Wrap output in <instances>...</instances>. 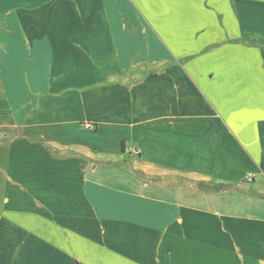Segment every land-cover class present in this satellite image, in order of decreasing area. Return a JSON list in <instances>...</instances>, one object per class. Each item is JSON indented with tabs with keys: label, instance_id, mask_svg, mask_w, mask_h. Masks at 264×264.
I'll use <instances>...</instances> for the list:
<instances>
[{
	"label": "crops",
	"instance_id": "1",
	"mask_svg": "<svg viewBox=\"0 0 264 264\" xmlns=\"http://www.w3.org/2000/svg\"><path fill=\"white\" fill-rule=\"evenodd\" d=\"M0 264H264V0H0Z\"/></svg>",
	"mask_w": 264,
	"mask_h": 264
},
{
	"label": "trees",
	"instance_id": "2",
	"mask_svg": "<svg viewBox=\"0 0 264 264\" xmlns=\"http://www.w3.org/2000/svg\"><path fill=\"white\" fill-rule=\"evenodd\" d=\"M215 188H217V189H222V186H218V185H216V186H214Z\"/></svg>",
	"mask_w": 264,
	"mask_h": 264
},
{
	"label": "built area",
	"instance_id": "3",
	"mask_svg": "<svg viewBox=\"0 0 264 264\" xmlns=\"http://www.w3.org/2000/svg\"><path fill=\"white\" fill-rule=\"evenodd\" d=\"M246 179H252V174H250Z\"/></svg>",
	"mask_w": 264,
	"mask_h": 264
}]
</instances>
